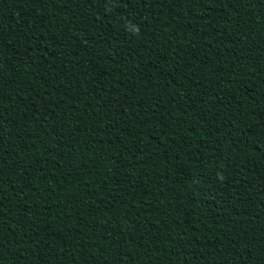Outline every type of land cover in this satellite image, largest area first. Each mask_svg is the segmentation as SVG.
<instances>
[{
  "label": "trees",
  "instance_id": "1",
  "mask_svg": "<svg viewBox=\"0 0 264 264\" xmlns=\"http://www.w3.org/2000/svg\"><path fill=\"white\" fill-rule=\"evenodd\" d=\"M0 264H264V0H0Z\"/></svg>",
  "mask_w": 264,
  "mask_h": 264
},
{
  "label": "clouds",
  "instance_id": "2",
  "mask_svg": "<svg viewBox=\"0 0 264 264\" xmlns=\"http://www.w3.org/2000/svg\"><path fill=\"white\" fill-rule=\"evenodd\" d=\"M134 32H135L136 34H138V33H139V28H138V27L135 28V29H134Z\"/></svg>",
  "mask_w": 264,
  "mask_h": 264
}]
</instances>
